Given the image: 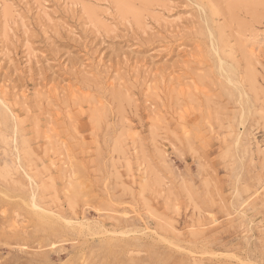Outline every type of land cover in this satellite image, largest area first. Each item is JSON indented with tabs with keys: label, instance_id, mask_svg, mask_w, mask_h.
<instances>
[{
	"label": "rangeland",
	"instance_id": "374dc122",
	"mask_svg": "<svg viewBox=\"0 0 264 264\" xmlns=\"http://www.w3.org/2000/svg\"><path fill=\"white\" fill-rule=\"evenodd\" d=\"M238 1L0 0V264H264V0Z\"/></svg>",
	"mask_w": 264,
	"mask_h": 264
},
{
	"label": "bare ground",
	"instance_id": "6f19581e",
	"mask_svg": "<svg viewBox=\"0 0 264 264\" xmlns=\"http://www.w3.org/2000/svg\"><path fill=\"white\" fill-rule=\"evenodd\" d=\"M236 1V0H235ZM238 1V0H237ZM241 2H242V0H240ZM240 1H238V2H240ZM249 1V0H248ZM240 2V3H241ZM245 1H243V3H244ZM230 3V2H229ZM232 4H233V2H231ZM242 3V4H243ZM247 3V2H246ZM253 4H255V3H253ZM131 5V4H130ZM231 5V4H230ZM6 7V6H5ZM7 8H9L10 9V7H7ZM123 8V7H122ZM213 8V7H212ZM8 12H10V11H8ZM9 14H11V12L9 13ZM10 17V16H9ZM224 48V47H223ZM226 48V47H225ZM249 70V69H248ZM252 73V72H251ZM253 83H254V81H253ZM33 204V203H32Z\"/></svg>",
	"mask_w": 264,
	"mask_h": 264
}]
</instances>
